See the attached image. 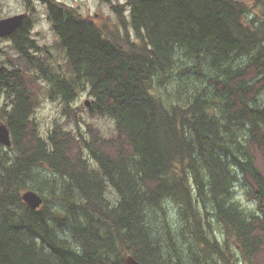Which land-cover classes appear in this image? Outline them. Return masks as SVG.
Segmentation results:
<instances>
[{
    "label": "trees",
    "instance_id": "16d2710c",
    "mask_svg": "<svg viewBox=\"0 0 264 264\" xmlns=\"http://www.w3.org/2000/svg\"><path fill=\"white\" fill-rule=\"evenodd\" d=\"M24 1L29 12L2 36L16 54L0 61L11 138L0 144V264L254 263L264 246L252 149L264 158V7L256 22L245 1L107 0L110 24L40 0L66 58L60 74L31 32L36 1ZM81 91L90 113L110 117V134L72 109ZM44 92L75 128L41 134Z\"/></svg>",
    "mask_w": 264,
    "mask_h": 264
},
{
    "label": "rangeland",
    "instance_id": "374dc122",
    "mask_svg": "<svg viewBox=\"0 0 264 264\" xmlns=\"http://www.w3.org/2000/svg\"><path fill=\"white\" fill-rule=\"evenodd\" d=\"M36 1V2H35ZM75 7L84 14V15H94L101 21V17L108 16V21L110 24H116V18L114 13L111 10V2L107 0H63ZM115 2L116 0H111ZM123 1V0H120ZM35 7L37 10L33 12V25H32V34L34 38L37 40V43L41 46L48 47V64L54 69V72L59 70L60 74L62 70L65 71L66 68V58H64V54L62 50L58 48L57 42L60 40L54 29L52 28L51 22L47 20V7L46 4L42 3L40 0H34ZM247 5H251L252 0L245 1ZM43 6H42V5ZM26 11V3L24 0H0V18H5L14 14L24 13ZM97 13V14H96ZM259 10L249 11L247 12V17L252 18L255 17V21L259 22L258 18ZM127 17H129V13L127 11ZM132 37L135 39L132 28L129 27ZM15 51L11 48L10 41L6 39V37L0 38V61L7 58L8 56H15ZM43 56L42 54H39ZM184 72L187 75L188 83L194 79L195 68L193 66V62H188L184 64ZM183 72V70H181ZM42 88H46L43 86ZM41 96V97H40ZM40 104L34 111V116L38 122L39 130L41 134L44 136L45 132L48 128H51L54 123H60L65 127L75 128L74 117L72 112L68 115L65 114L63 110V105L59 101L50 100L46 92L40 95ZM85 99H89L86 92H79L77 97L71 103L72 109H77V114L84 120L89 122H94L97 124L104 135L110 134L114 129V123L108 119L109 116H100L97 113H90L88 109L83 105ZM259 100L264 103V91L259 95ZM86 112V113H85ZM108 117V118H107ZM79 127L84 128L83 121H79ZM253 152L256 155V161L258 166L261 168L264 174V158L258 152V150L254 147L252 148ZM243 202H246V198L243 197ZM249 203V202H248ZM246 203V204H248ZM191 258L185 257V263L189 264ZM219 264H224L222 259H218ZM253 262L256 264H264V246L262 250L257 253L253 257Z\"/></svg>",
    "mask_w": 264,
    "mask_h": 264
},
{
    "label": "water",
    "instance_id": "95a60500",
    "mask_svg": "<svg viewBox=\"0 0 264 264\" xmlns=\"http://www.w3.org/2000/svg\"><path fill=\"white\" fill-rule=\"evenodd\" d=\"M24 13L14 14L5 18L0 19V37L6 36L13 32V30L19 26L24 17ZM84 104L86 106L90 105V101L88 99L84 100ZM0 144L10 145V133L7 126L4 123H0ZM22 199L24 202L32 209H36L41 204V198L37 192L33 190H26L22 194ZM125 264H143L137 260H135L132 256H127L125 258Z\"/></svg>",
    "mask_w": 264,
    "mask_h": 264
},
{
    "label": "flooded vegetation",
    "instance_id": "af4514ba",
    "mask_svg": "<svg viewBox=\"0 0 264 264\" xmlns=\"http://www.w3.org/2000/svg\"><path fill=\"white\" fill-rule=\"evenodd\" d=\"M238 1H250V0H238ZM247 4V3H246ZM249 10H261L264 7V0H252L251 5H247ZM26 12H29L26 10ZM239 264H246V263H239ZM256 264V263H251Z\"/></svg>",
    "mask_w": 264,
    "mask_h": 264
}]
</instances>
